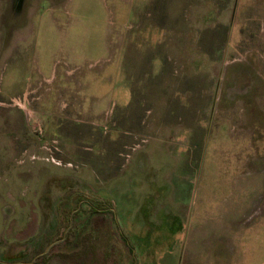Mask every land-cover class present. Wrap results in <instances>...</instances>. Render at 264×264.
<instances>
[{"label": "rangeland", "instance_id": "1", "mask_svg": "<svg viewBox=\"0 0 264 264\" xmlns=\"http://www.w3.org/2000/svg\"><path fill=\"white\" fill-rule=\"evenodd\" d=\"M0 85V264H264V0H0Z\"/></svg>", "mask_w": 264, "mask_h": 264}, {"label": "crops", "instance_id": "2", "mask_svg": "<svg viewBox=\"0 0 264 264\" xmlns=\"http://www.w3.org/2000/svg\"><path fill=\"white\" fill-rule=\"evenodd\" d=\"M1 88V85H0ZM2 91V88H1ZM19 94V93H18ZM15 94L14 96L18 95ZM10 96H13V94H11ZM78 125H68L67 129L64 128V125H60L57 129V131H60L61 136L64 138L65 141H69L72 139H76L78 140V142L80 144H88L90 146V143L92 144H100V140H99V135H97L98 133L96 131H98L99 133H101V131L99 130L98 126L93 124V123H87V124H79ZM84 125V126H82ZM95 125V126H94ZM65 131H67V134L65 133ZM91 131H94V133H96V138L93 136V133H91ZM89 142V143H87ZM100 146V145H99ZM101 147V146H100ZM89 150H87L86 148L79 150L78 154H77V158L81 159V160H93V158L95 157V155H88L87 152ZM82 152H86V156L82 157ZM5 209H7V207H2V210L5 211Z\"/></svg>", "mask_w": 264, "mask_h": 264}, {"label": "flooded vegetation", "instance_id": "3", "mask_svg": "<svg viewBox=\"0 0 264 264\" xmlns=\"http://www.w3.org/2000/svg\"><path fill=\"white\" fill-rule=\"evenodd\" d=\"M16 1H17V0H16ZM14 5H15L14 7H18V3H14ZM36 261H37V260H35V261H31L30 264H38V263H36ZM0 262H2V261L0 260ZM17 262H20V264H27V261H20V260H19V261H17ZM7 263H9V262H6V264H7Z\"/></svg>", "mask_w": 264, "mask_h": 264}, {"label": "bare ground", "instance_id": "4", "mask_svg": "<svg viewBox=\"0 0 264 264\" xmlns=\"http://www.w3.org/2000/svg\"><path fill=\"white\" fill-rule=\"evenodd\" d=\"M15 100H17V99H15Z\"/></svg>", "mask_w": 264, "mask_h": 264}]
</instances>
